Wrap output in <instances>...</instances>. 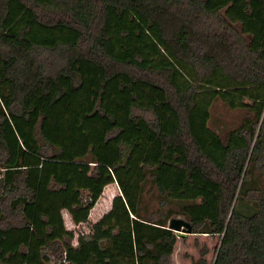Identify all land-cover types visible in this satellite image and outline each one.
<instances>
[{
	"label": "trees",
	"instance_id": "obj_1",
	"mask_svg": "<svg viewBox=\"0 0 264 264\" xmlns=\"http://www.w3.org/2000/svg\"><path fill=\"white\" fill-rule=\"evenodd\" d=\"M216 98L252 113L225 138L208 126ZM253 167L264 0H0V264H50L45 249L58 264H168L175 215L219 238L192 264H264V188L239 207ZM114 182L73 246L62 210L85 222Z\"/></svg>",
	"mask_w": 264,
	"mask_h": 264
},
{
	"label": "rangeland",
	"instance_id": "obj_2",
	"mask_svg": "<svg viewBox=\"0 0 264 264\" xmlns=\"http://www.w3.org/2000/svg\"><path fill=\"white\" fill-rule=\"evenodd\" d=\"M209 112L210 119L208 121V126L221 138L227 137L230 131L239 128L243 121L248 119L250 114H252L247 107L230 108L225 102L218 98L211 102ZM250 171V180L243 182L238 193V198L241 199L239 201V207L244 213H249L253 210L254 202L243 199V191H247L251 188H264V170L260 171L253 167ZM119 192V188L115 182L107 185L103 195L101 194L94 204V208L92 210L90 209V216L82 223L74 224L69 213L66 210H62L65 228L71 230L74 234L71 241L73 246L77 245L79 236L85 238L90 237L94 223L108 211L113 196L119 194ZM154 192L145 193L144 195V201L147 203V211L150 212L157 206V198L155 197L156 192ZM168 206L175 208L174 205L169 204ZM173 217L183 218L181 215H175ZM9 220L12 221L11 218H9ZM13 222H15V219H13ZM218 241V236H209L206 234L192 233L185 236H177L176 245L172 255L168 259V264H192L197 262L201 256L207 263H211L215 256V247ZM43 252L50 258V264L59 263L56 256L49 249H45Z\"/></svg>",
	"mask_w": 264,
	"mask_h": 264
},
{
	"label": "water",
	"instance_id": "obj_3",
	"mask_svg": "<svg viewBox=\"0 0 264 264\" xmlns=\"http://www.w3.org/2000/svg\"><path fill=\"white\" fill-rule=\"evenodd\" d=\"M167 228L173 230L179 236L192 234L191 224L181 217H171L168 220Z\"/></svg>",
	"mask_w": 264,
	"mask_h": 264
},
{
	"label": "crops",
	"instance_id": "obj_4",
	"mask_svg": "<svg viewBox=\"0 0 264 264\" xmlns=\"http://www.w3.org/2000/svg\"><path fill=\"white\" fill-rule=\"evenodd\" d=\"M111 202H112V200H111ZM110 207H111V203H110ZM110 207H109V209H110ZM109 209H108V210H109Z\"/></svg>",
	"mask_w": 264,
	"mask_h": 264
}]
</instances>
